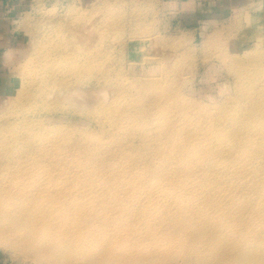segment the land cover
Returning <instances> with one entry per match:
<instances>
[{"label": "rangeland", "instance_id": "rangeland-1", "mask_svg": "<svg viewBox=\"0 0 264 264\" xmlns=\"http://www.w3.org/2000/svg\"><path fill=\"white\" fill-rule=\"evenodd\" d=\"M177 1L19 0L5 9L0 264H66L43 233H15V223L75 210L70 223L89 208L103 219L89 230L121 229L114 247L123 254L133 239L147 242L138 254L170 264L264 253V74L255 76L264 0L187 13ZM152 82L165 100L146 92ZM186 180L193 188L174 191ZM170 213L192 216L213 240L177 241L172 223L162 225ZM86 245L89 255L107 250Z\"/></svg>", "mask_w": 264, "mask_h": 264}, {"label": "bare ground", "instance_id": "bare-ground-1", "mask_svg": "<svg viewBox=\"0 0 264 264\" xmlns=\"http://www.w3.org/2000/svg\"><path fill=\"white\" fill-rule=\"evenodd\" d=\"M256 58L257 60H260V61L263 59L260 56L259 57L257 56ZM247 60H248V57H247ZM254 60L256 59L254 58ZM249 62L250 61H248V63ZM259 65H255L256 78L259 77V75L264 74V64L263 65L261 64L260 68H259ZM26 73L27 75H29L28 70H26ZM157 83L158 82H152L153 85L150 86V89H147L146 92L150 94L151 96L153 95L162 100H165V98L161 97V94L159 92L161 89V86L159 87L160 88L159 89L158 88L159 85ZM255 92L256 91H254L253 93ZM161 93H163L164 95L163 89H161ZM144 95H147V94H144ZM150 95H149V98H150ZM247 97L249 96L246 95L245 97L246 101L248 100ZM253 99H255L254 96H253ZM259 106H260V103L257 104L255 108H259ZM186 181L187 182H179V184L175 186L174 191H178L183 194L184 192H188V190L191 189V187L193 188L191 183H189L190 180H186ZM153 190L157 191V188H154ZM130 192L133 193V190H130ZM84 204L85 203H83V205ZM90 210L95 212V210H92L91 208H89L87 212H79V213L78 211L75 212V215H77L81 220L78 221L77 217L76 218L74 217V219L70 223H67V220L65 219L68 216H71V217L74 216L73 211L75 210H70V212L67 213L66 217L64 218L65 221L59 218H56L55 220L51 218L49 221L47 220H43V221L28 220L23 225L20 222V218H18L17 223H15V227L13 228V231H15V233H19V232L26 233L27 231H29L30 233H35V232L43 233L45 235V237L43 238L45 239H43L41 243H43L45 247L48 246V248L46 249L47 251H49V253H51L55 258L60 259L63 263H66V264H78L80 263V260L83 261V258L87 259L88 264H96L98 261H101V264H170V262L172 261L171 258L165 257V255L163 254H159L158 252H151L149 250H143L144 254H138L136 250L138 249L137 247L139 246L140 249H142L143 246H140V245L147 243V242H143V240H140V239H133V242L130 243L133 249L131 250V252H129L128 250L124 252L123 254V252L121 251L123 250V248L119 246H117L116 248L114 247L116 243H118L120 240L124 238V234H120L119 236L117 235V231L121 232V229H110L105 232H102L99 229L89 230L91 226H89L88 228V225H92L93 222H96V226H97L98 222L103 221V219L99 220L101 219L100 215L99 216L91 215ZM13 218H14V215H13ZM4 219L7 221L12 220V218H10V215H8ZM164 221L166 222H164L162 225L168 226L169 223H172L171 226L173 227V230L175 231V233H173L175 235L174 238L177 239V241L179 242H185V241L191 240V241H200V242L206 243L208 241L211 242L214 238L212 233L207 231L205 228L201 226H196L192 216H183V215L181 216L180 214L175 216L174 213H170L169 215L166 216ZM80 223H82L85 230H82L84 228L78 227L77 224H80ZM100 225L101 224L99 223L98 226ZM186 229H189V230H186ZM42 230H46L47 232L45 233ZM78 232H81V233L84 232L83 235L86 234L88 237L93 236L97 233H100L98 234L100 237L99 238L90 237L87 239L83 235H81L80 237L78 235L79 234ZM112 233H114L116 237ZM17 235L21 237L23 236V234H17ZM149 238L151 239L152 236H149ZM164 240L168 241L170 239L165 238ZM102 242H103V245H100ZM86 244L98 245L97 246L98 248L101 246H105L103 249L105 250L107 249V250L103 251L102 255H98V253L96 252L89 255L86 252H88V249H90L91 247H87ZM108 248H111V249H108ZM244 252L245 251H243L242 254L241 253L237 254V256H239V260H241L239 261L240 262L239 264H264V253L257 254L256 252H253L251 255H248L247 253H244ZM113 256L119 257V258L113 259L114 258ZM121 257L122 259H120Z\"/></svg>", "mask_w": 264, "mask_h": 264}, {"label": "crops", "instance_id": "crops-1", "mask_svg": "<svg viewBox=\"0 0 264 264\" xmlns=\"http://www.w3.org/2000/svg\"><path fill=\"white\" fill-rule=\"evenodd\" d=\"M19 0H0V38H2L9 31L8 16H5V9L11 7ZM245 0H178L176 4L179 5L182 13L187 11L197 12L198 8L205 7L208 9L221 10L229 9L233 3L242 6ZM251 1V0H250ZM240 7V8H242ZM195 9V10H194ZM11 91V80L5 69L0 64V98L8 96Z\"/></svg>", "mask_w": 264, "mask_h": 264}]
</instances>
